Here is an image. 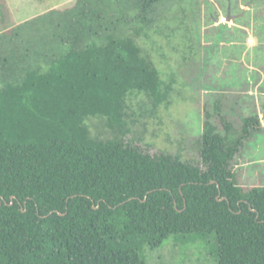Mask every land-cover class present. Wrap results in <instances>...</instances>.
I'll list each match as a JSON object with an SVG mask.
<instances>
[{
	"label": "trees",
	"instance_id": "obj_1",
	"mask_svg": "<svg viewBox=\"0 0 264 264\" xmlns=\"http://www.w3.org/2000/svg\"><path fill=\"white\" fill-rule=\"evenodd\" d=\"M199 8L73 0L0 30V264H147L172 235L211 234L218 264H264V185L241 186L231 167L255 116L237 126L220 97L203 104L204 168L134 143L174 91L156 36L182 35L183 61L196 62ZM141 94L149 104L133 103Z\"/></svg>",
	"mask_w": 264,
	"mask_h": 264
},
{
	"label": "rangeland",
	"instance_id": "obj_2",
	"mask_svg": "<svg viewBox=\"0 0 264 264\" xmlns=\"http://www.w3.org/2000/svg\"><path fill=\"white\" fill-rule=\"evenodd\" d=\"M72 1L0 0L5 11L4 16L0 12V30ZM197 1L200 11L190 22L196 62L183 61L182 35L173 45L156 36L152 55L164 79L175 78L174 91L169 103L147 116L146 126L138 123L140 139L135 136L134 143L151 154H179L204 168L199 150L203 104L220 97L222 112L237 126L244 117L257 118L231 167L241 186L264 185V0ZM247 31L256 42L247 41ZM133 103L149 104V99L141 94ZM89 125L94 135L112 136L100 119H90ZM146 256L147 264H218L215 234L180 240L172 235Z\"/></svg>",
	"mask_w": 264,
	"mask_h": 264
},
{
	"label": "water",
	"instance_id": "obj_3",
	"mask_svg": "<svg viewBox=\"0 0 264 264\" xmlns=\"http://www.w3.org/2000/svg\"><path fill=\"white\" fill-rule=\"evenodd\" d=\"M212 182H214V180L212 181ZM219 194H221V193H219ZM222 199H224V198H221L220 200H222ZM13 202V201H12ZM11 202V203H12ZM7 203V202H6ZM2 204V201L0 200V205Z\"/></svg>",
	"mask_w": 264,
	"mask_h": 264
},
{
	"label": "crops",
	"instance_id": "obj_4",
	"mask_svg": "<svg viewBox=\"0 0 264 264\" xmlns=\"http://www.w3.org/2000/svg\"><path fill=\"white\" fill-rule=\"evenodd\" d=\"M247 41H248V42L250 41L249 38L247 39Z\"/></svg>",
	"mask_w": 264,
	"mask_h": 264
}]
</instances>
